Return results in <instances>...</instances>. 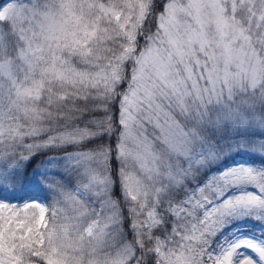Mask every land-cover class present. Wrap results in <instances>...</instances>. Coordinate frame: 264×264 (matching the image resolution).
<instances>
[{"label":"snow or ice","instance_id":"snow-or-ice-1","mask_svg":"<svg viewBox=\"0 0 264 264\" xmlns=\"http://www.w3.org/2000/svg\"><path fill=\"white\" fill-rule=\"evenodd\" d=\"M0 264H264V0H0Z\"/></svg>","mask_w":264,"mask_h":264},{"label":"trees","instance_id":"trees-1","mask_svg":"<svg viewBox=\"0 0 264 264\" xmlns=\"http://www.w3.org/2000/svg\"><path fill=\"white\" fill-rule=\"evenodd\" d=\"M32 195H33V196H43L44 194H43V193L34 192V193H32ZM245 223H247V224L249 225V229H248V230H250L251 227H252L251 222L248 221V222H245Z\"/></svg>","mask_w":264,"mask_h":264}]
</instances>
